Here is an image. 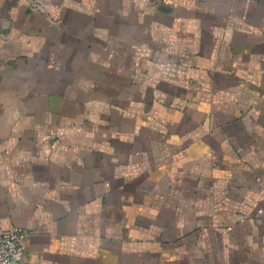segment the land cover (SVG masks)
Here are the masks:
<instances>
[{"label":"crops","instance_id":"obj_1","mask_svg":"<svg viewBox=\"0 0 264 264\" xmlns=\"http://www.w3.org/2000/svg\"><path fill=\"white\" fill-rule=\"evenodd\" d=\"M25 264H264V0H0V233Z\"/></svg>","mask_w":264,"mask_h":264},{"label":"built area","instance_id":"obj_2","mask_svg":"<svg viewBox=\"0 0 264 264\" xmlns=\"http://www.w3.org/2000/svg\"><path fill=\"white\" fill-rule=\"evenodd\" d=\"M28 232L16 229L0 233V264H25V239Z\"/></svg>","mask_w":264,"mask_h":264}]
</instances>
